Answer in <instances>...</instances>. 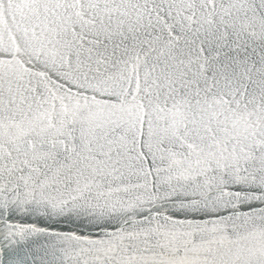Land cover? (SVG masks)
I'll list each match as a JSON object with an SVG mask.
<instances>
[{"label": "snow or ice", "instance_id": "obj_1", "mask_svg": "<svg viewBox=\"0 0 264 264\" xmlns=\"http://www.w3.org/2000/svg\"><path fill=\"white\" fill-rule=\"evenodd\" d=\"M0 264H264V0H0Z\"/></svg>", "mask_w": 264, "mask_h": 264}]
</instances>
